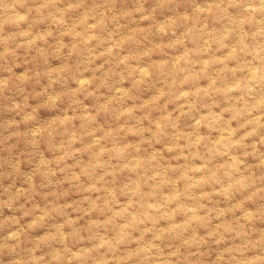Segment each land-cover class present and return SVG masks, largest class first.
I'll list each match as a JSON object with an SVG mask.
<instances>
[{"label":"rangeland","instance_id":"1","mask_svg":"<svg viewBox=\"0 0 264 264\" xmlns=\"http://www.w3.org/2000/svg\"><path fill=\"white\" fill-rule=\"evenodd\" d=\"M0 264H264V0H0Z\"/></svg>","mask_w":264,"mask_h":264}]
</instances>
